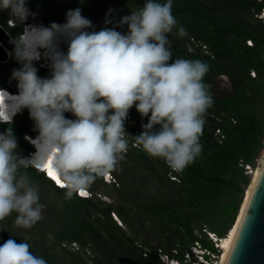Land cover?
Returning a JSON list of instances; mask_svg holds the SVG:
<instances>
[{
  "label": "clouds",
  "instance_id": "clouds-1",
  "mask_svg": "<svg viewBox=\"0 0 264 264\" xmlns=\"http://www.w3.org/2000/svg\"><path fill=\"white\" fill-rule=\"evenodd\" d=\"M27 4L0 0V12L11 17L0 25L8 30L35 18ZM172 6L173 0H145L118 24L100 31L76 8L67 11L63 24H26L12 39V55L21 67L11 75L18 81L17 94L0 88V123L8 125L0 132V222L16 213L14 226L29 229L43 219L46 205L30 168L52 176L66 199L91 197L89 188L98 178L110 182L128 151L132 136L125 121L133 106L148 122L132 138L150 157L182 172L201 154L204 117L214 103L204 80L210 67L199 59L173 58L169 35L173 29L181 37L188 33ZM124 25L127 32L115 30ZM41 59L51 69L47 78L34 66ZM24 109L38 131L36 138L25 136L35 149L30 158L17 150L12 127ZM30 249L25 240L17 244L8 239L0 245V264H47Z\"/></svg>",
  "mask_w": 264,
  "mask_h": 264
},
{
  "label": "trees",
  "instance_id": "trees-1",
  "mask_svg": "<svg viewBox=\"0 0 264 264\" xmlns=\"http://www.w3.org/2000/svg\"><path fill=\"white\" fill-rule=\"evenodd\" d=\"M60 1L64 6H59ZM107 2L127 10L130 15L131 10L142 7L145 0ZM27 7L39 15V20L29 17L24 24L9 27L13 38L26 24H63L67 11L76 8H80L82 15L92 21L95 31L112 28L122 18L113 17L111 13L100 11L81 0H28ZM263 8L264 0H173L172 13L188 33L181 37L173 29L174 36L170 38L173 58L199 59L210 67L204 80L211 86L214 103L204 117L201 154L178 172L179 181L171 179L170 168L163 160L150 157L134 144L132 137L141 134L142 124L148 122V117H142L133 106L129 110L130 119L125 122L126 131L132 137H128L129 147L124 158L126 165L131 162L132 165L125 166L122 160L118 170L113 171L121 184L104 181L102 177L95 181L98 188H89L92 193L100 188L114 187V198L120 204L107 205L99 201L100 198L92 197L94 194L88 198L76 194L66 199L65 189L57 186L44 172L34 168L27 170L39 189L55 192L63 198L61 207L51 208L53 220L58 223L51 229L57 238L55 244L51 248L36 247L26 241L34 254L45 258L47 264H66L62 255H58L59 247L73 264H166L159 257V249L182 258L199 238L214 248L205 233L203 237L196 233L197 230L202 231L204 225L221 237L229 234L252 177L241 163L256 167L264 148V20L259 17ZM5 12V16L0 12V22L6 25L4 18L11 17L8 11ZM94 15L98 18L95 19ZM106 19L112 23L106 25ZM115 30L125 33L128 26L116 27ZM248 40L253 44H248ZM60 47L67 51L63 43ZM10 65L12 69L21 67L14 56ZM34 66L40 77L51 75L44 59L34 62ZM252 71L256 76L251 74ZM5 75L4 65L0 63V88L18 92L6 82ZM223 76L230 84L228 88L218 85V79ZM65 116L75 118L71 113H65ZM7 127V124L0 123V132ZM12 127L18 142L17 150L30 158L35 149L25 136L36 138L38 131L34 130L35 124L27 109L16 115ZM218 129L223 131L222 140L217 134ZM144 170L148 171V178H145ZM139 180L143 183L139 184ZM145 185H148L147 189ZM150 189L153 191L148 193ZM117 212L132 233L113 219L112 213ZM151 221L159 230L157 243H150L147 237L138 241L141 234L135 231L137 225ZM7 224L12 228L6 235L8 237H1L0 245L8 239L22 243L23 239L16 235L19 228L14 226L12 215ZM72 243L79 245L78 251L71 250Z\"/></svg>",
  "mask_w": 264,
  "mask_h": 264
},
{
  "label": "rangeland",
  "instance_id": "rangeland-1",
  "mask_svg": "<svg viewBox=\"0 0 264 264\" xmlns=\"http://www.w3.org/2000/svg\"><path fill=\"white\" fill-rule=\"evenodd\" d=\"M81 1L83 3H88V5H91L100 11L104 10V11L109 12V10L111 9L112 10L111 15L113 17H115V16L123 17L125 15H128L127 10H125L119 6H114L112 4H109L107 2V0H81ZM56 6L58 7V4H56ZM59 6H64V3L62 1H60ZM29 10L32 11L30 8H29ZM1 12H2L3 16L7 15V13L5 11H1ZM31 18H33V17H31ZM35 19L39 20L38 14L36 15ZM173 36H174V33L172 32L169 35L168 39L170 40V38H172ZM12 59H13V55L11 53L10 58L7 62H0V63H2L4 65V69H5V73H6V75H5L6 76V82L11 87L17 89L18 81L11 79V75H12V72L14 70V69H12V67L10 65V63L12 62ZM218 85L220 88H224V87L228 88L230 86L227 78L224 76L218 79ZM6 89L9 90L8 88H6ZM263 143H264V140H263ZM263 151H264V148L261 151V155H262ZM261 155L257 159L258 162L261 158ZM123 161H124L125 166L132 165V162L127 163V165H126L125 159ZM121 163H122V161L119 163V165ZM117 170H118V168H117ZM132 172H134V171L132 170ZM111 173H112V175H110V178H112V179H110V180L112 182L117 181L118 183H120L119 177L117 175H115L114 172H111ZM113 176H114V178H113ZM148 176H149L148 171H145V178H148ZM104 181H107V180L104 178ZM138 182H139V184L143 183L142 180H139ZM116 185H119V184L116 183ZM92 186L98 188V185H95V182L92 184ZM147 188H148V185H145V189H147ZM248 188L249 187H247V189ZM113 189H114V187H110V189L109 188L97 189L96 191L92 192V194H94V196H92V197L100 198L99 201L104 202L107 205L112 204V203L113 204H120V201H116V198H114V194L116 193V191ZM247 189H246V191H247ZM39 190H40V202L46 205V207L43 209V212H42L43 219L38 221L33 227H31L29 229L19 228L18 230H16V228H14V229H12V232L14 233V231L16 230L15 232H17L16 235H17V237H19V239L29 241L31 243V245H33V246H36V247L46 246L47 248H51L55 244L56 239H57L55 237V234L53 233V231L51 229L58 226V223L55 220H53L54 218H53L52 213H51V211H52L51 208L58 209L59 207H61V205L63 203V198L60 197L59 195H57L55 192L48 191L47 189H46L47 191H45L44 189H41V188ZM89 191L91 192V190H89ZM152 191H153V189H150L148 191V193H150ZM41 198H43V199L41 200ZM117 213L115 215H117L119 218L112 213L113 219L122 228H124L128 232L132 233V230L129 227V225L124 221V219H122L120 217V214L119 213L117 214ZM12 216L15 219L16 213H13ZM8 220H9V217H7L5 219V221L2 222V227H5L7 230L0 231V240H1V237H3V238L8 237L6 235H8V231L10 232V230L12 228L10 224H7ZM119 220L121 222H119ZM153 224H154V222L151 221L149 224L147 223V224L142 225V226H139V224L137 225V228L135 229V231L142 235V236L140 235L138 237V241H141V240H143L144 237H147V239H149L150 243H152V244L157 243L158 236H159V233H157V232L159 230H156L158 227L153 225ZM147 231L149 233H147ZM70 247H71V250H74V251H78V249H79V245L74 244V243H72L70 245ZM58 255H59V257H60V255H62V260H64V263L73 264L71 258L69 256H67L66 254H63L62 249L60 247H59V254Z\"/></svg>",
  "mask_w": 264,
  "mask_h": 264
},
{
  "label": "water",
  "instance_id": "water-1",
  "mask_svg": "<svg viewBox=\"0 0 264 264\" xmlns=\"http://www.w3.org/2000/svg\"><path fill=\"white\" fill-rule=\"evenodd\" d=\"M94 18L98 16L94 15ZM12 39L8 30L0 25V62H7L11 53L14 52L15 46L11 42ZM263 156L264 151L254 169L256 171L260 167V173L241 217L226 264H264V163H261L264 162ZM251 176L248 187L253 182L254 173Z\"/></svg>",
  "mask_w": 264,
  "mask_h": 264
},
{
  "label": "built area",
  "instance_id": "built-area-1",
  "mask_svg": "<svg viewBox=\"0 0 264 264\" xmlns=\"http://www.w3.org/2000/svg\"><path fill=\"white\" fill-rule=\"evenodd\" d=\"M259 17L261 19L264 18V8L263 11L259 14ZM264 20V19H263ZM10 21V20H9ZM194 42V39H193ZM248 44L252 45V40L247 41ZM191 49H193L192 44H190ZM205 49L207 48L206 45L203 46ZM253 76H256V73L252 71L251 73ZM13 94H17L14 92ZM130 117L128 116L127 120L125 122H128ZM217 134L220 135L221 140L224 138V134L222 129L217 130ZM135 144V143H134ZM241 165H244L246 172L248 174H252L254 171V166L251 164H244L241 163ZM111 175V174H110ZM169 176L171 179L175 181L180 180V176L178 175V172H175L170 169ZM89 192L88 190H86ZM82 194V193H81ZM114 215L116 213H113ZM117 216V215H115ZM119 222H121L119 220ZM196 233L199 235V237H203V233L206 234V238L214 245V248H211L203 243V241L199 238L196 239L191 245L188 250L185 251L182 258L172 256L168 252L164 251L163 249H159V257L166 263V264H222L223 258H224V252L225 248L223 247V240L226 238L221 237L217 232L210 229L207 225H204L202 231L197 230ZM229 235V234H228ZM227 235V236H228ZM76 244V243H74ZM148 250V248H147ZM147 255V253H145Z\"/></svg>",
  "mask_w": 264,
  "mask_h": 264
},
{
  "label": "bare ground",
  "instance_id": "bare-ground-1",
  "mask_svg": "<svg viewBox=\"0 0 264 264\" xmlns=\"http://www.w3.org/2000/svg\"><path fill=\"white\" fill-rule=\"evenodd\" d=\"M2 89H5L7 90L6 88H2ZM8 91V90H7ZM9 92V91H8ZM264 157V156H263ZM254 173V179H253V182L251 184V186L248 188L247 190V194H246V198L244 199V202L242 203L241 205V213L239 214V218L238 220L234 223L233 227L231 228L230 230V233L228 236L226 237H223V238H226L225 240H223V247L225 248V254H224V258H223V261H222V264H226V261L228 259V256H229V253H230V250L232 248V245H233V242H234V239H235V235L237 233V229L239 227V224L241 222V217L244 213V210L246 208V205H247V202L249 201V198H250V195H251V192H252V189L254 187V184L259 176V173H260V167L255 171H253ZM50 178H52V180L55 182V180L53 179V177L51 176Z\"/></svg>",
  "mask_w": 264,
  "mask_h": 264
},
{
  "label": "snow or ice",
  "instance_id": "snow-or-ice-1",
  "mask_svg": "<svg viewBox=\"0 0 264 264\" xmlns=\"http://www.w3.org/2000/svg\"><path fill=\"white\" fill-rule=\"evenodd\" d=\"M82 194H84V193H82ZM241 227H243V225H241Z\"/></svg>",
  "mask_w": 264,
  "mask_h": 264
}]
</instances>
